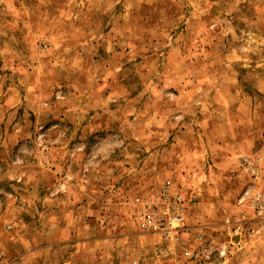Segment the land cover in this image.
Masks as SVG:
<instances>
[{"label":"rangeland","instance_id":"374dc122","mask_svg":"<svg viewBox=\"0 0 264 264\" xmlns=\"http://www.w3.org/2000/svg\"><path fill=\"white\" fill-rule=\"evenodd\" d=\"M227 146L264 188V0H0V264H264Z\"/></svg>","mask_w":264,"mask_h":264},{"label":"crops","instance_id":"0c3cea01","mask_svg":"<svg viewBox=\"0 0 264 264\" xmlns=\"http://www.w3.org/2000/svg\"><path fill=\"white\" fill-rule=\"evenodd\" d=\"M206 138H207V142L209 143L211 140V138L209 137V135H206ZM237 138V140H236ZM234 139V140H233ZM250 140V136H246V142H248ZM228 141V145H230L231 143H235V142H239V144H242V139L240 136H238L237 134H232V136L227 139ZM245 142V143H246ZM236 144V143H235ZM242 150L240 149V147H236V146H227L226 147V151L225 152H219V151H216L217 154L214 155V151L211 152L212 154V166L209 165V167L207 168V178L209 177V175L214 171L215 167H219L221 169H225V168H229V169H232V168H236L238 167V165L240 166L239 162H240V159L241 158H247L248 160H254V158H252L253 156H249L248 154H245V153H242L241 152ZM230 156V157H229ZM221 157V158H219ZM256 166L257 164L259 165L258 161L255 159L254 160ZM210 162L208 161V164ZM215 166V167H214ZM192 171L194 172V174H197L198 173V169L197 167L196 168H193L192 166ZM224 190H226V188H224ZM222 191L225 192V191Z\"/></svg>","mask_w":264,"mask_h":264},{"label":"built area","instance_id":"2783aa9c","mask_svg":"<svg viewBox=\"0 0 264 264\" xmlns=\"http://www.w3.org/2000/svg\"><path fill=\"white\" fill-rule=\"evenodd\" d=\"M240 161L243 168L252 174L253 186L244 192V196H248L250 198L251 206L255 213L254 224L256 233L258 235L264 236V188L258 189L257 191L254 189V184L258 179V174H260V171L256 164L251 160H248L247 158H241ZM178 215L182 219V211H180Z\"/></svg>","mask_w":264,"mask_h":264}]
</instances>
